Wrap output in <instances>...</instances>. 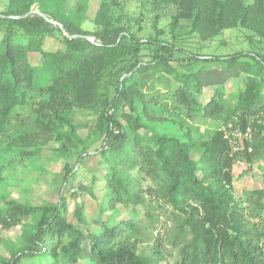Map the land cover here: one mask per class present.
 <instances>
[{
	"label": "trees",
	"instance_id": "obj_1",
	"mask_svg": "<svg viewBox=\"0 0 264 264\" xmlns=\"http://www.w3.org/2000/svg\"><path fill=\"white\" fill-rule=\"evenodd\" d=\"M143 1L149 12L171 10V30L186 23L203 43L236 28L264 42V0ZM119 5L101 0L90 30L84 28L89 0H80L71 15L56 8L57 0H7L0 11L7 28L0 38V171L50 143L58 144L57 155L75 151L78 162L84 161L87 148H79L91 139L78 138L77 114L92 118V126L80 127L100 144L89 185L78 187L94 202L91 215L81 201L70 212L62 188L54 203L38 207L3 200L0 231L27 219L36 222L7 245L0 264H160L164 240L148 233L138 207L151 223L157 222L155 208L170 210L171 264H264V188L237 194L233 187L237 162L264 170V53L203 61L190 54L186 66L225 63L223 74L208 71L202 82L199 72H178L172 65L177 48L157 31L148 38L134 33ZM15 29L25 43L16 39ZM56 37L60 46L45 50L46 41ZM145 50L149 59L142 58ZM32 56L39 61L33 63ZM154 73L168 78L161 97L172 100L174 112L217 123L218 129L195 140L181 115L178 130L162 131L176 121L153 113L159 95L143 86ZM240 75L244 86L228 102L222 85ZM207 86L212 93L203 103L199 95ZM24 107H30L31 123L10 132L16 110ZM228 124L251 129V138L235 152L219 130ZM73 169L65 164L62 184ZM150 240L145 252L142 245Z\"/></svg>",
	"mask_w": 264,
	"mask_h": 264
},
{
	"label": "rangeland",
	"instance_id": "obj_2",
	"mask_svg": "<svg viewBox=\"0 0 264 264\" xmlns=\"http://www.w3.org/2000/svg\"><path fill=\"white\" fill-rule=\"evenodd\" d=\"M101 0H89L90 12L88 22L84 25L85 29H91L93 27L92 20L94 18V12L97 10ZM116 1V0H114ZM121 8L118 13L121 14L127 21L131 30L139 37L148 38L153 36L157 31L159 37L171 42L177 50L173 51V57L177 59V63H172L180 73H186L191 71L199 72L197 79L202 82L206 77V72L212 71V76L216 69L220 70V74L225 72L223 69L225 63L220 62H195L189 66H186L189 61L190 54L198 55L199 58L205 59L210 56H225L243 51L261 52L264 53V42H259L255 37L242 29L236 28L224 31L221 35L214 38V40L203 43L199 40L195 33L190 32L189 26L186 23H181L175 30H171V10H163L162 12H149V7L143 0H117ZM80 3V0H57V7L61 13L71 15L76 5ZM144 3V5H143ZM7 6V0H0V11H3ZM33 9H37V4L33 6ZM156 17V18H155ZM7 31L6 24L0 23V38ZM173 31V32H172ZM15 37L20 43H25L22 38V33L19 30H13ZM60 46L59 37L56 39H50L46 41L44 46L45 50L53 51ZM179 49V51H178ZM142 58L149 59V51L145 50ZM30 60L33 63L39 61L38 56H32ZM166 76L160 73L150 74V78L144 81L143 90L150 92V94H158L160 104L155 106L153 113L156 115H163L168 120L176 121L175 124H167L160 127L162 131H170L171 129H179V120H182L185 116V112H174V104L172 100L163 99L161 96L166 94V86L170 85ZM244 76L240 75L238 78H230L226 83L222 85L224 99L228 102L236 99L237 94L243 88ZM195 84V82L193 83ZM171 87H175V84H171ZM212 87L207 86L202 90L199 95L200 100L205 103L209 95H211ZM198 96V95H196ZM163 103V104H162ZM152 107V106H151ZM16 114L19 115L17 119L13 120L12 131H18L22 126L31 123L30 107H24L16 110ZM15 114H13L14 116ZM183 115V117L181 116ZM179 116V117H178ZM185 118V117H184ZM90 117L85 114H77L75 116V122L80 126H92ZM185 120H187L185 118ZM90 121V122H89ZM185 125L190 128L191 136L195 140H200L207 134L218 129L219 124L212 122H203L198 116H193V119L185 121ZM77 127V136L82 141H86V138L90 137L91 140L81 145V148H87L86 152L89 154L82 162H78V153L70 151L67 156L57 155L55 148L57 143H50L44 146L40 151L26 159H19L13 161L8 168L0 171V207L3 206V200H11L20 204H28L32 206H41L54 203L57 200L58 191L62 188V193L67 196L68 210L71 212L74 208V204L83 202L85 204L86 211L89 215L93 212V200L86 194H82L79 191V186H88L91 177L96 168L97 155L95 151L99 148V143H94L87 128ZM221 128V126H220ZM219 128V129H220ZM14 133V132H13ZM73 167V174L68 176L65 183L62 184L64 166ZM234 182L233 187L237 194L253 190L264 188L263 171H259L257 166H252L251 169L245 164L237 162L233 168ZM62 184V186H61ZM138 215L141 218L143 224L147 226L148 233L153 235H160L164 240L163 261L160 264H171L174 262L175 254L171 251L169 241V232L173 229V223L170 215V210L163 208L153 211V218L157 219V222H152L145 215V210L142 207H138ZM36 220L27 219L21 224L14 226L8 230L0 231V257H7L6 251L7 245L16 243L26 236L34 227ZM152 227H155L152 229ZM167 237V238H166ZM148 244V245H147ZM152 244V240L149 243H144V246ZM145 247V252L149 249ZM162 251V248H161ZM170 253V254H168Z\"/></svg>",
	"mask_w": 264,
	"mask_h": 264
},
{
	"label": "built area",
	"instance_id": "obj_3",
	"mask_svg": "<svg viewBox=\"0 0 264 264\" xmlns=\"http://www.w3.org/2000/svg\"><path fill=\"white\" fill-rule=\"evenodd\" d=\"M219 130L229 139L232 151L234 152L242 146L244 140H249L251 138V129L249 127L245 128L243 131L239 127L228 124L222 126Z\"/></svg>",
	"mask_w": 264,
	"mask_h": 264
}]
</instances>
